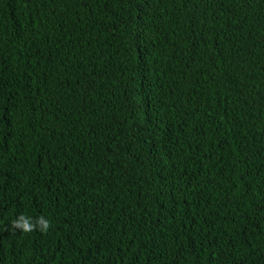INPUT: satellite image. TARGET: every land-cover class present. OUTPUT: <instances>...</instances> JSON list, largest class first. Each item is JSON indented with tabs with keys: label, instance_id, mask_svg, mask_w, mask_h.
I'll list each match as a JSON object with an SVG mask.
<instances>
[{
	"label": "trees",
	"instance_id": "1",
	"mask_svg": "<svg viewBox=\"0 0 264 264\" xmlns=\"http://www.w3.org/2000/svg\"><path fill=\"white\" fill-rule=\"evenodd\" d=\"M0 264H264V0H0Z\"/></svg>",
	"mask_w": 264,
	"mask_h": 264
},
{
	"label": "clouds",
	"instance_id": "2",
	"mask_svg": "<svg viewBox=\"0 0 264 264\" xmlns=\"http://www.w3.org/2000/svg\"><path fill=\"white\" fill-rule=\"evenodd\" d=\"M14 224L17 227H20L24 231H30L32 229V224L30 221L26 220L23 216H21L18 220L14 221ZM47 222H45V226Z\"/></svg>",
	"mask_w": 264,
	"mask_h": 264
}]
</instances>
